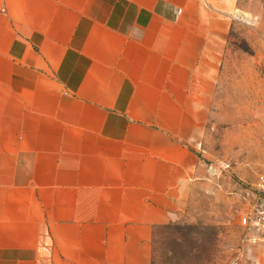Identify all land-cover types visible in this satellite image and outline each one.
<instances>
[{
  "label": "crops",
  "instance_id": "crops-1",
  "mask_svg": "<svg viewBox=\"0 0 264 264\" xmlns=\"http://www.w3.org/2000/svg\"><path fill=\"white\" fill-rule=\"evenodd\" d=\"M210 3L0 0V264L152 263L205 172Z\"/></svg>",
  "mask_w": 264,
  "mask_h": 264
},
{
  "label": "rangeland",
  "instance_id": "rangeland-1",
  "mask_svg": "<svg viewBox=\"0 0 264 264\" xmlns=\"http://www.w3.org/2000/svg\"><path fill=\"white\" fill-rule=\"evenodd\" d=\"M222 1V11L210 3L228 29L202 108L197 155L205 172L173 223L196 248L181 264H264V236L244 223L260 202L264 174V0Z\"/></svg>",
  "mask_w": 264,
  "mask_h": 264
},
{
  "label": "trees",
  "instance_id": "trees-1",
  "mask_svg": "<svg viewBox=\"0 0 264 264\" xmlns=\"http://www.w3.org/2000/svg\"><path fill=\"white\" fill-rule=\"evenodd\" d=\"M164 232L169 236L164 238ZM194 242L181 232V226L173 222L156 227L153 238L151 264H181L189 262L195 253Z\"/></svg>",
  "mask_w": 264,
  "mask_h": 264
},
{
  "label": "built area",
  "instance_id": "built-area-1",
  "mask_svg": "<svg viewBox=\"0 0 264 264\" xmlns=\"http://www.w3.org/2000/svg\"><path fill=\"white\" fill-rule=\"evenodd\" d=\"M257 189L261 195L260 202L251 215L244 217V223H249L251 227L261 232L264 236V174L261 176Z\"/></svg>",
  "mask_w": 264,
  "mask_h": 264
}]
</instances>
